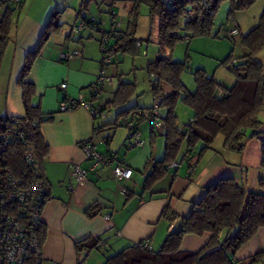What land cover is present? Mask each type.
Returning a JSON list of instances; mask_svg holds the SVG:
<instances>
[{"label": "crops", "instance_id": "0c3cea01", "mask_svg": "<svg viewBox=\"0 0 264 264\" xmlns=\"http://www.w3.org/2000/svg\"><path fill=\"white\" fill-rule=\"evenodd\" d=\"M21 1L23 5L14 18L11 39L0 65V118L26 117L23 90L19 84L20 74L27 56L40 44L52 16L58 14L60 26L43 46L27 78L34 85L31 104L43 121L40 131L48 146L47 155L39 159L49 190V199L42 212L43 228L38 234L43 264H104L108 257L146 241L152 244L154 251H158L168 234L172 230H179L180 220L192 214L194 205L204 198L208 187L223 179H233L243 185L247 192H254V189L248 187L251 180L248 176L249 163L245 152L238 154L226 150L225 137L222 135L215 139L210 150L199 155L203 145H199L192 153L186 143H183L174 161L180 164L178 170L168 168L161 179L148 186L146 180L152 172V166L165 158L166 130L162 134L153 133L145 116L135 119V116L120 115L131 108H138L139 112L146 115L152 108H144L146 105L140 103L142 99H137L136 106L134 103L129 106L128 101L122 106L104 111L114 101L116 91L123 82V74L118 65L120 59L118 64L108 70L109 76L114 78V84L105 86L98 96H93L90 88L101 71L100 35L88 28L80 34L72 33V28L88 17L86 11L90 15L92 9L96 10V13H104L105 9L98 3V6H95L96 0L90 3L86 11L81 9L82 0ZM112 4L107 6L109 13L110 10L114 11ZM256 5L250 10L262 6L264 9V0H259ZM223 6L230 8L229 3ZM121 7L126 8L124 2ZM66 11L67 15L64 17ZM243 13L245 12L236 14L234 27L244 35L256 27L262 13L258 19L238 18L239 14ZM68 19L72 24L67 23ZM216 26L215 21L214 28ZM230 29L231 25H226L214 34L219 38L223 37L222 34L226 37V32ZM156 31L158 33V28ZM150 41L151 38L147 42ZM115 44V41L112 42V45ZM235 44L239 52L236 59L242 58L246 55V50L239 42ZM75 50L80 51L78 56L67 61L60 59L62 54ZM115 58L117 60L119 56ZM148 63L149 61L147 65ZM215 80L228 90L235 84V81L227 84L216 76ZM62 84L67 85L65 90L61 89ZM169 88L163 85L165 96L170 94ZM148 96H152L153 105L155 101L160 103L152 87ZM80 97L99 111L97 118L84 106L65 112L60 110L65 98L78 100ZM178 109L179 106L177 113ZM188 110L183 111L190 113V122L193 113ZM160 113L165 118L167 109L160 106ZM128 122L136 124L143 146L132 145L129 140ZM186 125H180L178 122L181 131ZM95 129L98 133L93 137ZM90 139L98 152L110 153L116 157L112 166L92 167L93 162L86 159L82 150L83 143ZM117 164L126 165L134 171L130 181H116L113 167ZM75 166L87 171L86 184L79 185L72 177ZM191 167L193 173L190 175ZM122 188L126 189V194L122 192ZM93 207L98 208V213L89 218L87 212ZM167 207L179 216L178 221L173 224L161 220L162 212ZM211 236L209 233L203 236L188 235L184 238L181 249L197 253L206 246ZM88 238H102L106 241L103 249H107L109 255L107 254L103 261L93 255L101 251L95 250L88 255L78 253L76 244ZM263 251L264 228L240 249L236 261L249 259Z\"/></svg>", "mask_w": 264, "mask_h": 264}, {"label": "trees", "instance_id": "16d2710c", "mask_svg": "<svg viewBox=\"0 0 264 264\" xmlns=\"http://www.w3.org/2000/svg\"><path fill=\"white\" fill-rule=\"evenodd\" d=\"M92 1L82 0L81 9L86 11ZM258 1L173 0L170 4L164 5L161 0H134L127 28L122 29L120 37L115 40L113 56L115 58L119 52L131 54L137 52L136 44L140 41L135 35L141 5L149 8L152 25L156 20L158 21V45L161 48V54L165 55V50L173 51L177 45L190 42L195 37L219 38L213 33L216 18L224 3H229L230 6L227 23L234 26L236 14L249 11ZM22 5L20 0L19 10L7 7L0 19V65L11 39L14 18L17 17ZM190 10L195 13L194 20L190 19ZM80 13H82L81 10ZM58 23V14L52 16L37 49L27 56L19 77V84L23 90V103L27 112L25 117L28 122L27 136L34 144L38 159L47 155L48 146L40 131L43 121L40 120L36 108L31 104L34 85L27 78L43 46L52 33L60 28ZM239 34L237 39L226 36L234 43L239 42L246 50V55L242 58L235 59L231 55L224 62L235 77V84L229 90L220 85L215 78L198 70L193 74L196 90L190 92L181 81L182 74L187 70V60L184 63L174 62L171 57L161 56L156 61L148 63L147 72L154 78V81H151L153 93L160 100L161 107L167 109V115L164 118L165 158L152 166V172L146 180L148 186L161 179L168 171V165L177 159L183 143H186L188 150L192 153L199 145H203L198 152L199 155L210 150L215 139L222 135L225 137L226 150L241 154L244 151V137L247 130H252L253 138L260 137L262 124L258 120V115L264 107V66L258 60V55L264 50V9L256 27L247 34L243 35L240 32ZM163 85L169 86L172 93L165 96ZM220 91L224 92L225 96H218ZM134 93L135 85L121 82L114 101L104 111L126 104ZM179 105L185 106L193 113L194 126L188 134L178 128ZM138 112V108H131L120 115L133 117ZM128 125L129 122L127 127ZM24 150L21 144L13 146L9 153V161L15 176L27 181L32 171L23 162ZM261 166L264 167V139L261 140ZM97 213L98 208L93 207L87 212V216L93 218ZM178 219L179 216L170 207L162 212L161 220L170 224ZM180 221L179 230H172L158 251H149L144 248V242H142L108 257L104 264H264V251L249 259L236 261V255L240 249L253 240L260 229L264 228V194L247 192L245 187L235 180L223 179L208 187L204 198L194 205L192 214ZM207 233L212 236L201 251L193 253L181 249L186 236H203ZM102 242L106 241L102 238H88L76 244V249L78 253L88 255L95 250L101 251L99 245ZM29 264H34V261L31 260Z\"/></svg>", "mask_w": 264, "mask_h": 264}, {"label": "built area", "instance_id": "2783aa9c", "mask_svg": "<svg viewBox=\"0 0 264 264\" xmlns=\"http://www.w3.org/2000/svg\"><path fill=\"white\" fill-rule=\"evenodd\" d=\"M164 5H168L173 0H161ZM14 8L19 10L20 0H0V19L4 10ZM109 28L105 20H99L95 16L88 18L72 28V33L80 34L85 28L92 30L100 35L99 49L101 54V71L96 82L91 86L90 92L93 96H98L105 86H112L114 78L108 74V69L113 66L114 45L112 42L120 37L122 24L118 16L113 10L110 11ZM190 19H195L194 11H189ZM239 31L236 28L229 30L226 34L229 38L237 39ZM143 42L136 44L137 51L140 52ZM80 54L75 50L68 54H62L60 59L67 61ZM169 57L168 53L158 57ZM66 84L61 85V89L65 90ZM218 96H225L224 92H218ZM84 106L90 110L92 116L97 118L99 111L93 107L91 103H87L82 97L78 100L67 99L61 103L60 110L62 112ZM161 104L154 102L153 108L144 115V112H138L136 118H144L149 122L153 133L162 134L165 130L164 118L160 113ZM27 120L25 118H0V264H29L31 260L34 264H43L40 250L38 233L42 228V212L49 199V190L44 177L40 160L36 154V150L32 140L27 136ZM194 120L191 119L186 125L184 132L188 134L192 131ZM129 140L134 147L143 146L140 139L141 134L134 122L129 123ZM98 130H94V136ZM21 144L25 150L22 155L23 162L30 167L32 173L26 181L17 178L10 167L9 153L13 146ZM87 160L93 162L95 166H112L116 162V157L110 153L98 152L92 142V139L85 141L82 145ZM180 164L174 162L169 164V169L178 170ZM190 168L189 174L193 172ZM134 171L126 165L117 164L113 167V175L117 182L130 181ZM72 177L79 185L88 182L87 171L80 166H75L72 171ZM124 194L126 189L122 188ZM105 242L99 247L103 249ZM144 248L149 251L154 250L152 244L148 241L143 243ZM56 264V263H50Z\"/></svg>", "mask_w": 264, "mask_h": 264}, {"label": "rangeland", "instance_id": "374dc122", "mask_svg": "<svg viewBox=\"0 0 264 264\" xmlns=\"http://www.w3.org/2000/svg\"><path fill=\"white\" fill-rule=\"evenodd\" d=\"M96 0L94 3L95 6H98L105 9L106 12L96 13L97 11L92 9V14L88 15L87 18L95 16L99 20H105L108 25L106 28H109V20L110 14L107 6L109 7L110 3H113L111 6L114 8L115 14L118 16L120 23L122 24V29L126 30L128 25L130 11L133 8V1L129 0ZM125 3V9L121 6ZM225 4V3H224ZM257 6V5H256ZM128 8V10H127ZM102 9V10H103ZM260 9V10H259ZM255 7L254 10L246 11L243 14H239L238 18L240 19H250V18H257L259 17L260 13L263 11V6L261 8ZM63 11V10H57ZM68 11V10H67ZM64 15V17L67 15ZM111 11V10H110ZM229 8L226 6H221L219 10V14L217 16V26L214 28V32L223 27L228 25L227 23V15H228ZM85 12V11H83ZM64 13V12H63ZM71 15V13L69 12ZM63 16V14H62ZM138 27L136 32V39H142L139 41H143L142 50L139 53H122L119 52V58L114 59L113 64H118V60L120 59V63L118 64L121 68V73L123 74V83L124 84H132L135 85V94L129 99V106L134 103V106L137 104V99H142L141 105L144 108H153L152 96L151 98L148 96L150 94V85L151 81H154L153 77H150L146 66L147 62H154L156 56L159 52H161V48L157 43V28H158V21H155V24L152 25L151 19L149 16V8L146 5H141L139 7V14H138ZM67 23H71L70 19L67 20ZM72 24V23H71ZM70 24V25H71ZM74 24V23H73ZM234 26H231V29ZM230 29V30H231ZM96 33V32H95ZM224 33V32H223ZM214 34V33H213ZM227 34V32H226ZM99 35V34H98ZM215 35V34H214ZM214 38V37H195L190 40V42H182L181 44L177 45V47L173 50H165L169 51L168 55L174 62H186L188 61L187 70L182 74L181 81L183 85L191 92L196 90V83L194 80L193 74L198 70L204 71L209 77H218L221 78L227 84L233 83L235 81V77L230 73L228 67L224 63L231 55L233 57L239 55L238 47L234 43L233 40L224 37ZM151 38L150 42H147ZM148 44V45H147ZM101 57V54H100ZM258 60L264 66V51L258 56ZM112 68V66H111ZM110 71V69H108ZM117 82V79L115 80ZM165 87L167 85H164ZM169 88V86H168ZM170 93H172V89H170ZM137 91V93H136ZM147 103L145 104L144 102ZM151 105V106H150ZM185 108V109H182ZM183 110H188L183 105H179L178 109V122L180 125L183 123L188 124V114L189 112H184ZM189 111V110H188ZM187 114V115H186ZM258 120L261 122L262 127L260 129V137L253 138L252 130H247L245 132L244 137V154L245 158L248 159V176L251 180L249 182V189L250 187L254 189V193H262L264 194V167L261 166V140L264 139V107L260 111L258 115ZM188 122V123H187ZM256 191V192H255ZM107 249L101 250V252H95L93 255L99 257L102 261L105 257H107ZM109 255V254H108ZM103 263V262H102Z\"/></svg>", "mask_w": 264, "mask_h": 264}]
</instances>
